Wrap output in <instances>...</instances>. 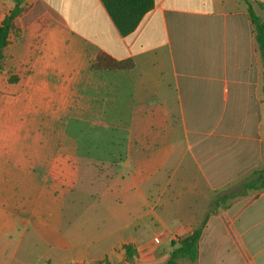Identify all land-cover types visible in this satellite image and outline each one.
<instances>
[{
    "label": "crops",
    "instance_id": "obj_1",
    "mask_svg": "<svg viewBox=\"0 0 264 264\" xmlns=\"http://www.w3.org/2000/svg\"><path fill=\"white\" fill-rule=\"evenodd\" d=\"M248 1L264 19V0ZM15 2L0 0V24ZM21 6L29 12L17 17L20 35H10L3 58L14 73H20L25 62L20 45L38 42L27 60L32 77L55 73L77 98L83 95L80 89H87L89 106L101 104L92 124L103 133L112 125L101 120V112L124 102L125 95L133 104L134 129L118 140L109 137L106 150L99 140L85 153L58 148V163L51 162L56 165L55 190L66 168L72 173V197L50 204L54 227L61 215L69 214L82 220L98 215L108 224V231L97 236L107 239L105 248L92 242L60 248L71 256L65 255L66 264L123 261L126 244L140 255L169 258L172 242L195 231L206 217L192 264H264V189L214 206L228 188L255 172L264 175V61L246 2L155 0L127 36L119 33L101 0H23ZM31 12L36 15L27 20ZM42 22L45 26L37 35ZM100 51L132 59L135 68L93 70L91 63ZM38 88L49 86L44 82ZM19 137L6 134L2 139ZM7 152L0 146V164ZM114 158L127 161L120 169L112 168ZM64 160H69L67 166ZM149 163L150 178H144L141 172ZM3 206L0 222L6 230L0 231V264H14L23 246L9 232L13 221ZM84 233L71 237H89Z\"/></svg>",
    "mask_w": 264,
    "mask_h": 264
},
{
    "label": "rangeland",
    "instance_id": "obj_2",
    "mask_svg": "<svg viewBox=\"0 0 264 264\" xmlns=\"http://www.w3.org/2000/svg\"><path fill=\"white\" fill-rule=\"evenodd\" d=\"M21 7L23 10L20 15L29 12V7ZM34 15L36 12H31L26 19L34 18ZM44 26L45 22L38 26L37 35ZM19 31L15 33L16 36L20 35ZM26 36H32L34 41L37 39V36H33L31 32H28ZM22 44L19 55L25 62L21 63L20 73H14L13 67H8L9 62L3 61L4 59L0 61V146H4L8 151L4 156L5 160L0 164V205L2 206V203L5 205L3 209L8 213L4 215L13 221L9 232L13 235L15 243L17 244L18 239H21L23 246L16 254L14 264H66L65 255L69 258L71 256L64 250L60 251V248H66L73 242L79 245L92 242L95 247L105 248L107 239H98L97 236L108 231V224L100 221L98 215H93L92 219L82 220L79 215L69 214L61 215L59 223H56L58 225L54 227L51 221H54L55 211L50 204L54 199L66 201L72 197L70 192L72 173L70 168H66L67 175L61 176L63 182L57 183L58 187L55 190L52 171L56 165H52L51 162L58 163L55 159L58 148L64 153L72 147L75 151L85 153L95 147L97 143L95 140H99L104 141L102 144L106 150L109 137L118 140L119 136L128 134L134 127L131 108L133 104L131 96L125 95L124 102L120 104L116 101L108 106L105 113L101 112V120L112 125L109 133H103L102 128L92 124L93 115L98 113L101 104L95 105L94 108L89 106L87 89L82 91L80 89L79 93L82 92L83 95L79 94L78 98L76 94H70L71 90L66 88L65 79L53 77L55 73H51L47 78L38 74L32 77L30 63L27 60L38 42ZM15 78L16 81H13ZM44 82H47L49 88L39 90V83ZM72 98L73 103L70 104ZM63 99L65 102H62ZM19 133V139L8 141L2 139L6 134L9 138H13ZM25 155V160L19 164L17 159ZM123 161L127 160L112 159V168L118 166L122 168ZM63 162L67 166L69 160ZM148 165L149 168L141 172L144 178H150L151 165L150 163ZM28 174L29 186L27 185ZM129 174L130 171L127 169L125 176ZM121 175L122 173L118 177ZM252 178L253 175L246 181ZM23 179H25V188L22 186ZM263 179L264 175L261 173L257 175L255 177L257 185ZM240 184L235 187L238 188ZM58 190L59 192H56ZM83 193L87 194L88 191ZM87 199L88 196L84 200ZM88 201L84 203L83 210L89 205ZM44 202L51 207L48 208L43 204ZM28 204H30L29 208H27ZM65 209L71 211L67 207ZM1 230L6 228L0 222ZM71 233L73 235L84 233L89 237L83 240L75 239L71 237ZM179 239L176 240L174 248L179 246ZM135 251L134 259L130 261L124 253L123 261L110 263L108 258H104L90 264H164L168 259L166 254L140 255L136 249ZM181 262L192 264L187 259Z\"/></svg>",
    "mask_w": 264,
    "mask_h": 264
},
{
    "label": "trees",
    "instance_id": "obj_3",
    "mask_svg": "<svg viewBox=\"0 0 264 264\" xmlns=\"http://www.w3.org/2000/svg\"><path fill=\"white\" fill-rule=\"evenodd\" d=\"M242 1L248 5L249 17L253 24L258 48L264 61V19L254 12L248 0ZM22 2L23 0H16L14 8L5 16L0 24V61L4 58V52L9 44L10 35L12 33L17 34L19 31V28L16 26V19L23 10L21 7ZM101 2L122 36H127L134 32L143 17L153 9L155 4V0H101ZM91 68L96 71H123L135 68V63L132 59L119 60L100 51L92 61ZM13 81H16V78ZM255 177H257V172L253 174L251 180L242 182L238 188H228L217 197L214 201V206H219L226 203L229 199L245 195L249 190L264 189V179L257 185ZM206 219L207 217L195 231L179 239V246L170 252L169 258L164 264H184L181 262L183 259H187L191 263L197 260L198 244ZM172 245L174 246L175 242H172ZM123 249L127 260H133L136 254L134 246L126 244L123 246Z\"/></svg>",
    "mask_w": 264,
    "mask_h": 264
}]
</instances>
